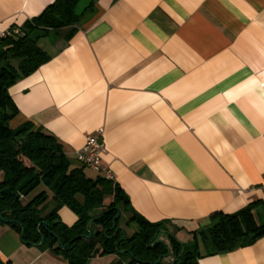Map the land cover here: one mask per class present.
I'll use <instances>...</instances> for the list:
<instances>
[{
	"label": "crops",
	"instance_id": "1",
	"mask_svg": "<svg viewBox=\"0 0 264 264\" xmlns=\"http://www.w3.org/2000/svg\"><path fill=\"white\" fill-rule=\"evenodd\" d=\"M54 1L0 0V30ZM76 13L38 39L51 58L8 88L10 127H42L75 167L85 137L101 131V165L128 207L203 253L190 231L264 199V0H79ZM57 214L68 227L77 220L65 206ZM128 216L119 227L130 236ZM0 264L69 263L0 222ZM82 264L150 263L112 252ZM194 264H264V235Z\"/></svg>",
	"mask_w": 264,
	"mask_h": 264
},
{
	"label": "trees",
	"instance_id": "2",
	"mask_svg": "<svg viewBox=\"0 0 264 264\" xmlns=\"http://www.w3.org/2000/svg\"><path fill=\"white\" fill-rule=\"evenodd\" d=\"M78 2L55 0L38 16L19 26V34L0 40V214L22 226V242L38 244L43 236L42 245L60 254L69 264H82L87 258L118 251L128 252L131 263L153 264L172 256L173 264H194L202 254L227 252L264 235V221L256 215L258 207L264 209V199H261L233 214L214 213L209 224L190 231L193 240L203 245V253L196 247H186L172 233L164 234L166 242H156L161 235L158 229H165L164 225L137 217L114 180L98 173L90 175L87 167L72 166L61 143L42 127L30 121L10 127L9 122L17 111L8 88L51 58L36 43L50 30L79 22ZM40 186L38 193L27 202L21 200ZM3 189H9L14 195L1 193ZM49 201L53 206L43 214ZM64 206L77 217L70 227L57 214ZM118 212L116 226L110 229ZM124 214H129L124 225L129 227L134 223L136 229L122 238L119 226ZM98 215L88 228L93 236L87 238L86 226ZM9 225L20 233L17 223Z\"/></svg>",
	"mask_w": 264,
	"mask_h": 264
},
{
	"label": "built area",
	"instance_id": "3",
	"mask_svg": "<svg viewBox=\"0 0 264 264\" xmlns=\"http://www.w3.org/2000/svg\"><path fill=\"white\" fill-rule=\"evenodd\" d=\"M20 33L19 26H13L6 30H0V40L11 35ZM105 152L101 140V131L96 135H87L84 145L76 151L75 159L82 167H87L106 179L113 180L111 171L101 165V156Z\"/></svg>",
	"mask_w": 264,
	"mask_h": 264
},
{
	"label": "water",
	"instance_id": "4",
	"mask_svg": "<svg viewBox=\"0 0 264 264\" xmlns=\"http://www.w3.org/2000/svg\"><path fill=\"white\" fill-rule=\"evenodd\" d=\"M1 193H3V194H9V195H14L9 189H3V190H1ZM99 216H100V215H98V216L92 218V219L88 222V224H87V226H86L87 238H91V237L93 236L92 231L89 230L88 228H89V226H90L92 223H94V222L98 219ZM119 216H120V212H118V213L115 215V217L113 218V223H112V226H111L110 229H114V228H115V226H116V220L119 218ZM0 222H2V223H4V224L17 223V224L21 227V231H20V239L22 240V237H23V228H22V226H21L17 221H15V220H13V219L5 218V217H3V216L0 214ZM41 224H42L43 226H45V227L47 226V223H46V222H42ZM119 230H121V231L123 232V237H122V238H124V236H125V231H123L121 228H120ZM158 233H161V234H171L170 232H167V231H166L165 229H163V228H159V229H158ZM158 233H156V234L154 235L153 240L156 239ZM52 234H53V233H52ZM54 236L57 238V236H56L55 234H54ZM174 237H175V236H174ZM79 238H80V236L76 237V239H79ZM109 238H110V237H109ZM159 241H161V240L158 239L156 242H159ZM43 243H44V237L42 236L41 239H40L39 244H43ZM66 246H68V245H66ZM182 252H183V251H182ZM117 253L122 254L123 252H122V251H118ZM126 253L129 254L128 252H126ZM159 263H160L159 260L155 262V264H159ZM172 264H173V263H172Z\"/></svg>",
	"mask_w": 264,
	"mask_h": 264
},
{
	"label": "rangeland",
	"instance_id": "5",
	"mask_svg": "<svg viewBox=\"0 0 264 264\" xmlns=\"http://www.w3.org/2000/svg\"><path fill=\"white\" fill-rule=\"evenodd\" d=\"M83 2V1H82ZM89 170V168L87 169ZM90 171V170H89ZM92 172V171H91ZM93 173V172H92ZM94 174V173H93ZM40 190V187H38L36 190H34L33 192H31L30 194H28L27 196H29L31 199L36 193H38V191ZM25 196V197H27ZM69 209V208H67ZM70 210V209H69ZM71 211V210H70ZM256 215H258V218L260 219V221H264V209H262V207H258L256 210Z\"/></svg>",
	"mask_w": 264,
	"mask_h": 264
}]
</instances>
